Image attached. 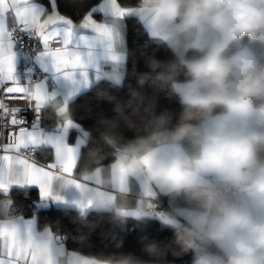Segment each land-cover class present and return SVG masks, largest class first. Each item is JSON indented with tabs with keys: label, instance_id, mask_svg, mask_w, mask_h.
Returning a JSON list of instances; mask_svg holds the SVG:
<instances>
[{
	"label": "clouds",
	"instance_id": "clouds-1",
	"mask_svg": "<svg viewBox=\"0 0 264 264\" xmlns=\"http://www.w3.org/2000/svg\"><path fill=\"white\" fill-rule=\"evenodd\" d=\"M135 6L155 28L149 38H165L171 58L145 66L164 75L179 108L153 115L94 166L105 185L113 168L145 178L136 213L158 209L173 235L171 246L145 245L149 259L113 254L98 264H264V0ZM132 100L149 111L142 94L130 90ZM122 139L104 136L113 147Z\"/></svg>",
	"mask_w": 264,
	"mask_h": 264
},
{
	"label": "snow or ice",
	"instance_id": "snow-or-ice-1",
	"mask_svg": "<svg viewBox=\"0 0 264 264\" xmlns=\"http://www.w3.org/2000/svg\"><path fill=\"white\" fill-rule=\"evenodd\" d=\"M135 4L0 0V264H71L69 234L79 235L73 214L106 206L95 177L79 174L83 144L76 129H90L94 120L47 125L39 101H71L77 116L110 113L111 98L97 106L95 93L109 81L126 78L127 57L116 22L146 18ZM21 58L31 65L23 75L17 68ZM29 91L31 107L25 99ZM113 93L124 96L122 89Z\"/></svg>",
	"mask_w": 264,
	"mask_h": 264
},
{
	"label": "trees",
	"instance_id": "trees-1",
	"mask_svg": "<svg viewBox=\"0 0 264 264\" xmlns=\"http://www.w3.org/2000/svg\"><path fill=\"white\" fill-rule=\"evenodd\" d=\"M126 48L127 75L126 68L124 72L126 78L120 84L107 82L95 93L97 106L101 101L111 98L112 107L108 115L99 112L92 115L90 112H85L77 116L72 102L68 104L67 111L71 119L87 117L94 120L90 129H83L89 135L83 145V151L80 152L79 174L98 168L94 166V161L101 155L107 156L110 160L116 145H123L133 139L137 134L135 129L146 124L153 115L179 108L175 98L166 95L167 83L164 75L152 72L145 66L146 61L151 57L168 60L171 54L161 40L150 39L140 20L134 17L126 19ZM161 51L163 56L159 55ZM139 54H142L143 58L138 60ZM133 61L136 62V75H132ZM120 89L123 90V98L116 97L113 93V90ZM130 90H135L145 97V104L150 105L148 112L144 111V105L137 109L135 101L130 102ZM77 103H82V100H78ZM44 113L47 125L58 123V117L52 109L47 108ZM122 117L127 118L134 127H126ZM106 134L122 136L123 139L119 140L114 147L109 146L104 140ZM43 155L40 154L41 157ZM51 223L55 225L56 222ZM72 223L79 235L69 234L72 242L67 245L68 249L97 261L109 260L113 254L125 253H134L137 258L149 259L143 251L144 246L148 244L160 247L171 246L173 235L172 230L163 225L155 215L136 217L108 210H91L88 215L74 213ZM157 224L160 226L154 227ZM171 258L169 255V259ZM184 259L186 260L187 257ZM176 264H181L179 258Z\"/></svg>",
	"mask_w": 264,
	"mask_h": 264
},
{
	"label": "crops",
	"instance_id": "crops-1",
	"mask_svg": "<svg viewBox=\"0 0 264 264\" xmlns=\"http://www.w3.org/2000/svg\"><path fill=\"white\" fill-rule=\"evenodd\" d=\"M98 18H101V17L98 16ZM127 18L128 17H125L123 20L116 22L123 36L125 53L127 51V48H126V19ZM103 19H105V21L108 23L112 22L108 17H103ZM139 20L142 24V27L148 34V36L149 34H151L153 37H155L156 36L155 28L151 24L150 20L147 17L139 18ZM157 39L162 41L165 38L158 37ZM20 61L21 60H19L18 62L17 68L20 66ZM124 72H125V65L123 68V75H124ZM109 82L113 84H120L122 80L121 81H109ZM27 93L32 95L31 91ZM70 102L71 101H69L67 105H65L63 101L59 98L43 99L39 101L40 106L44 109V112L47 108H50L55 112V114L58 117V123L64 120L71 119L67 111L68 104ZM60 107H64L65 111L63 112L57 111V109ZM79 130L81 129L80 128L76 129L78 133L77 138L82 140V144L84 145L86 140L79 133ZM121 146L122 145H116V150H119ZM111 172H112L113 178H112V182L110 185L104 184L102 180V170L99 167L94 170L80 174L81 176H85V177L94 176L96 179V183L99 186H101L102 189L106 193L105 197L101 198L104 201V204H106V206L102 204L101 206L93 207L91 210H108V211H114V212L124 214V215H132L136 217L141 216V214L136 213V208H137L138 200L142 198L141 189L146 185L147 183L146 179L140 176L127 177L121 171H118L115 168L111 169ZM66 194L70 195V193H66ZM153 195H155V193H153ZM155 216L158 218V215H155ZM70 255H71V264H98L99 262L93 258L84 257L72 251L70 252Z\"/></svg>",
	"mask_w": 264,
	"mask_h": 264
},
{
	"label": "built area",
	"instance_id": "built-area-1",
	"mask_svg": "<svg viewBox=\"0 0 264 264\" xmlns=\"http://www.w3.org/2000/svg\"><path fill=\"white\" fill-rule=\"evenodd\" d=\"M20 66L18 67V71L21 75L24 74V72L26 70H29L31 71V65L28 64L23 58L20 59ZM25 99L27 101V106L28 107H31V101H32V95L31 94H28L26 93L25 95ZM10 104H14V103H17L15 101H10L9 102ZM142 216H153V215H158V209L156 210H152V211H145L143 214H141Z\"/></svg>",
	"mask_w": 264,
	"mask_h": 264
},
{
	"label": "water",
	"instance_id": "water-1",
	"mask_svg": "<svg viewBox=\"0 0 264 264\" xmlns=\"http://www.w3.org/2000/svg\"><path fill=\"white\" fill-rule=\"evenodd\" d=\"M86 131H84L83 129H81V130H79V133L83 136V138L85 139V140H87L88 139V132H86L87 133V135L86 136H84L83 135V133H85ZM117 151H119V150H115V152H117Z\"/></svg>",
	"mask_w": 264,
	"mask_h": 264
}]
</instances>
